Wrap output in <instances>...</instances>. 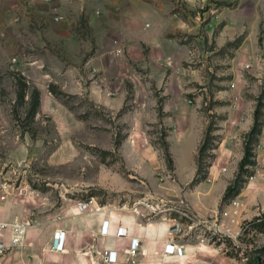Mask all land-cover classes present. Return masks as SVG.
<instances>
[{
	"label": "rangeland",
	"instance_id": "1",
	"mask_svg": "<svg viewBox=\"0 0 264 264\" xmlns=\"http://www.w3.org/2000/svg\"><path fill=\"white\" fill-rule=\"evenodd\" d=\"M238 1L0 0L4 221L93 196L166 224L159 264H264V0Z\"/></svg>",
	"mask_w": 264,
	"mask_h": 264
},
{
	"label": "crops",
	"instance_id": "2",
	"mask_svg": "<svg viewBox=\"0 0 264 264\" xmlns=\"http://www.w3.org/2000/svg\"><path fill=\"white\" fill-rule=\"evenodd\" d=\"M238 1V0H237ZM238 1V5L240 3ZM229 19L227 22L239 25L240 19ZM256 22L264 23V7L255 17ZM10 204L5 207L9 213ZM2 206L0 207V209ZM61 214L57 217V214ZM138 212L128 211L127 207L104 204L99 210L77 211L74 201L64 202L49 214V218L42 219L43 227L47 229V238L39 240L37 232L42 222L30 224L25 230L22 248L29 253L24 259L28 264H159L162 258H178L181 255L163 253V246L169 241L161 234V226L165 223L149 219L143 221ZM9 215V214H8ZM4 216V215H3ZM104 219H108V232L101 233L100 226ZM0 220H6L0 212ZM125 226L128 230L122 235H116L115 230ZM56 230L64 231V245L62 249L52 248V239ZM4 241L8 234L3 235ZM131 238L138 240L134 253L128 252ZM17 245V244H16ZM14 245L12 249L16 246ZM104 248L117 251L116 261L106 262L101 257ZM186 252L182 254L185 256Z\"/></svg>",
	"mask_w": 264,
	"mask_h": 264
},
{
	"label": "built area",
	"instance_id": "3",
	"mask_svg": "<svg viewBox=\"0 0 264 264\" xmlns=\"http://www.w3.org/2000/svg\"><path fill=\"white\" fill-rule=\"evenodd\" d=\"M116 51H119L116 48ZM124 207V205H121ZM103 207V205L98 204L93 196H89L84 199L77 200L76 209L77 211H92L99 210ZM108 219H104L100 226V232L106 233L108 232ZM26 230V223L23 221H4L0 220V249L4 248L7 244L15 245L20 243L23 237V234ZM127 228L125 226H119L115 230L116 235H122L127 232ZM178 231V226L172 224L169 226L170 233H176ZM8 234V239L4 241L3 235ZM64 245V231L56 230L52 239V248L54 249H62ZM138 246V240L136 238H131L128 244V252L134 253ZM186 252V249L182 243L175 242L172 238L169 239L163 246V253L165 255L176 254L182 255ZM101 257L106 262H115L117 258V251L111 248H104L101 251Z\"/></svg>",
	"mask_w": 264,
	"mask_h": 264
},
{
	"label": "trees",
	"instance_id": "4",
	"mask_svg": "<svg viewBox=\"0 0 264 264\" xmlns=\"http://www.w3.org/2000/svg\"><path fill=\"white\" fill-rule=\"evenodd\" d=\"M257 121L255 120V122L253 123L252 127H251V130L250 132H258V128H257ZM204 144V143H203ZM204 147V146H203ZM203 147L201 149H203ZM248 155H249V150H248V147L246 146L245 148V151H244V155L241 159V162H240V167L243 166L244 163H246L248 160ZM200 169V165H198V170ZM236 179L233 181V183H229L226 187H225V192L224 194H229L231 193L232 191H236ZM254 220V225L257 226V228L259 230H262L264 229V211L261 213V215H257L253 218Z\"/></svg>",
	"mask_w": 264,
	"mask_h": 264
}]
</instances>
